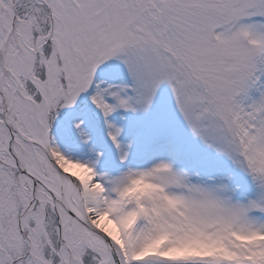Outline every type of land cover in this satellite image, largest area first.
<instances>
[{"label": "snow or ice", "instance_id": "obj_1", "mask_svg": "<svg viewBox=\"0 0 264 264\" xmlns=\"http://www.w3.org/2000/svg\"><path fill=\"white\" fill-rule=\"evenodd\" d=\"M0 264H264V0H0Z\"/></svg>", "mask_w": 264, "mask_h": 264}]
</instances>
